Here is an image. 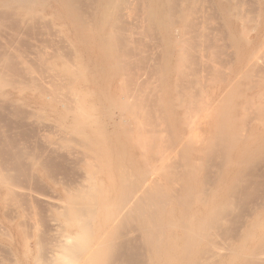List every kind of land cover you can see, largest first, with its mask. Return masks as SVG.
<instances>
[{
  "label": "bare ground",
  "instance_id": "1",
  "mask_svg": "<svg viewBox=\"0 0 264 264\" xmlns=\"http://www.w3.org/2000/svg\"><path fill=\"white\" fill-rule=\"evenodd\" d=\"M8 107L1 264H264V0H0Z\"/></svg>",
  "mask_w": 264,
  "mask_h": 264
},
{
  "label": "rangeland",
  "instance_id": "2",
  "mask_svg": "<svg viewBox=\"0 0 264 264\" xmlns=\"http://www.w3.org/2000/svg\"><path fill=\"white\" fill-rule=\"evenodd\" d=\"M44 31H46V30H44ZM40 32V34H42L41 36L42 37H40V39L38 38L37 40L36 39H34L33 37H27V42H26V45H27V47H28V49H31V48H33V47H35L36 45H39V43H40V45H42V43H44L43 45H45L46 46V44H47V47H49V46H52V47H50V48H54V49H56V48H60V49H62V51L64 50L65 52L67 51L66 49H67V47L65 46V44L62 42V40L61 39H59V37H57L56 36V34L54 33V32H48V33H46V32ZM53 31V30H52ZM48 34V35H47ZM50 34V35H49ZM52 35V36H51ZM45 36V37H44ZM50 38H49V37ZM56 36V37H55ZM44 37V38H43ZM46 38V39H45ZM48 39V40H47ZM42 40V41H41ZM43 40H44V42H43ZM46 40V41H45ZM59 40H61V42L63 43V45H62V43L59 41ZM40 41V42H39ZM48 41V42H47ZM58 41V42H57ZM49 42H53V43H49ZM55 43V44H54ZM48 44H49V46H48ZM52 44H54V45H52ZM66 48V49H65ZM245 86H243L242 87V89L243 90H245ZM9 108H11V107H8L7 109L5 108L3 111H0V132L2 133V131L4 132L3 134L5 135L6 133H7V135L9 136H7V135H5V137H7L8 139H10V138H12L13 137V139H10V140H12V142L14 143V147L15 148H26L28 151H30V152H32L33 150H35V147H38V148H44V147H46L45 146V142L44 141H42L41 143H40V141H39V139H36V138H34L35 136H34V134L31 132L32 130H33V132H35L36 131V126H30V127H33V128H30L29 129V132H27L28 133V135H27V133H23L24 131H22V129L21 128H19V120H17L18 118L16 117V115H14V109L12 110V109H9ZM10 112H9V111ZM13 112V113H12ZM8 113H10V114H8ZM12 114V115H11ZM16 117V118H15ZM17 120V121H16ZM16 123V124H15ZM6 126V127H5ZM16 128V129H15ZM8 131V132H7ZM6 132V133H5ZM12 132H13V134H12ZM16 132V133H15ZM18 133V134H17ZM33 134V135H32ZM26 135V136H25ZM14 136H15V138H14ZM16 136H17V138H16ZM33 136V137H32ZM19 137V138H18ZM21 137V138H20ZM26 137H27V139H26ZM30 140H29V139ZM32 138V139H31ZM16 140V141H15ZM32 140V141H31ZM22 141V142H21ZM29 141V142H28ZM27 142V143H26ZM33 144H32V143ZM39 142V143H38ZM17 143V144H16ZM23 143V144H22ZM29 143V144H28ZM21 144H22V146H21ZM37 144H39V145H37ZM43 145V147H42V145ZM27 145V146H26ZM29 146H32V147H30L29 148ZM24 148V149H25ZM33 148V149H32ZM72 148L74 149V151L76 152V151H78L77 149H80L81 150V148H79V147H74V146H72ZM71 148V150H73ZM65 150V149H64ZM68 150H70V149H66V155L68 154V152H70V151H68ZM74 151H72L73 153H69L68 155L72 158H74L75 159V157H83L81 154H82V150L81 151H78V152H76V153H74ZM141 151H142V149H141ZM62 152L65 154V151H63V150H61V154H59V157H68V155L66 156V155H64V154H62ZM52 153V152H51ZM80 153V154H79ZM72 154V155H71ZM79 155H81V156H79ZM70 158V159H71ZM77 160H79V159H75V161H73L72 159L69 161V160H65V162H71V161H73V163H75ZM64 161H63V164L62 163H60V166L59 167H61V168H63L64 170H67L68 172H66L65 174H66V178H65V174L63 175V177L61 176V179H60V181H61V183H62V185H64L65 187H66V185H67V183H68V185L67 186H71L70 184L73 182V183H75L76 181H78V177H79V179H80V175H82V173L80 174L79 172H80V169H78V168H76V167H79V163H78V165H76V163H75V165L73 164H68V163H65ZM79 162H80V160H79ZM65 163V164H64ZM66 164H67V166H66ZM69 166H71V167H69ZM65 167H66V169H65ZM75 171V172H74ZM78 171V172H77ZM71 172V173H70ZM77 172V173H76ZM59 173H61L60 172V170H59V172H56L55 174H54V176H59ZM57 174V175H56ZM71 174H72V176H71ZM80 174V175H79ZM73 175H75V176H73ZM69 176H70V178H69ZM74 177V178H73ZM70 179H73V180H71V181H69ZM37 182H39V183H37ZM37 182H35L36 184H38V185H36L35 184V186L36 187H38V188H36L35 186H33L34 187V189H39V191L41 192V194H45V196L47 197H49L51 194L49 193V192H51V189H50V187H48L45 183H43V182H40V181H37ZM71 182V183H70ZM70 183V184H69ZM42 185V186H41ZM73 185V184H72ZM50 189V190H49ZM42 190V191H41ZM44 196V195H43ZM44 196V197H45ZM47 197V198H48ZM43 198V197H42ZM41 198V199H42ZM47 200V199H46ZM42 201H44V202H42ZM45 203V204H44ZM46 201H45V198H44V200L42 199L41 200V212H40V214L42 215V216H44L45 218L47 217V211H48V208H46L47 207V205H46ZM46 205V206H45ZM8 210H12V209H8ZM8 210H6L7 212H9ZM13 212V211H12ZM10 213V212H9ZM8 213V214H9ZM48 228H50L49 226H45V232H47L48 231ZM47 230V231H46ZM4 248V247H3ZM2 248H0V264H1V262H2V260H4V258L3 257H5L6 255H9L8 254V250H5L4 251V249L2 250Z\"/></svg>",
  "mask_w": 264,
  "mask_h": 264
}]
</instances>
